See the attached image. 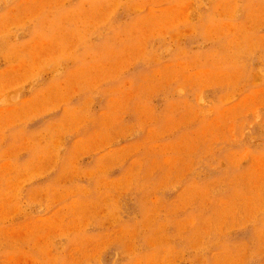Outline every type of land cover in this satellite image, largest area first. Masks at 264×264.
Returning <instances> with one entry per match:
<instances>
[{
    "label": "rangeland",
    "instance_id": "374dc122",
    "mask_svg": "<svg viewBox=\"0 0 264 264\" xmlns=\"http://www.w3.org/2000/svg\"><path fill=\"white\" fill-rule=\"evenodd\" d=\"M0 264H264V0H0Z\"/></svg>",
    "mask_w": 264,
    "mask_h": 264
}]
</instances>
